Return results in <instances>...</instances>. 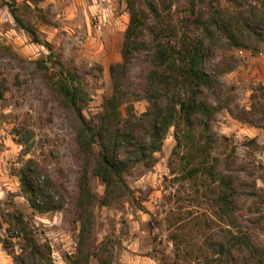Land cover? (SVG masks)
Returning a JSON list of instances; mask_svg holds the SVG:
<instances>
[{
    "label": "rangeland",
    "instance_id": "obj_1",
    "mask_svg": "<svg viewBox=\"0 0 264 264\" xmlns=\"http://www.w3.org/2000/svg\"><path fill=\"white\" fill-rule=\"evenodd\" d=\"M89 2L0 0V264H17L14 255L19 252L20 240L8 224L16 212L22 214L36 241L49 247L52 264H68V256L75 250L78 222L74 198L80 162L74 153V119L59 106L50 86L62 67L73 74L82 89L84 116L89 118L100 111L103 98L112 92L109 66L121 61L128 23L125 0H101L105 20L97 30L96 15L102 13L91 12ZM220 2L232 13L239 9L240 0ZM241 2V10H246L248 5L261 7L262 1ZM185 8L184 0L172 6L178 25ZM13 16L33 26L51 49L31 42ZM260 33L251 38L247 48L225 44L216 48L208 67L219 71L220 98L228 105L212 121V131L218 138L215 153L222 157L233 147L236 166L243 169L241 180L264 191V32ZM37 59H44L45 69L38 68ZM147 63L148 52L139 51L127 65L123 88L129 100L122 104V114L128 106L135 114L147 107L140 90ZM173 146L170 128L149 168L137 164L124 173L130 194L119 203L100 205L103 185L97 178L91 179L96 196L93 241L112 244V264L182 263L168 238V222L198 210L189 201L193 195L190 184L173 178L175 174L170 172ZM29 160L38 169L34 182L42 185L48 180L46 195L55 201L60 195L63 198L59 210L38 213L21 195L17 174ZM243 189L250 191L249 187ZM235 214L253 240L264 246V197L241 194ZM180 225L181 229L175 231L183 235L182 249L195 251L203 239L201 226L188 219ZM131 242H137L136 251L128 247ZM134 255L140 260L130 261ZM187 259L184 264H195ZM90 264H97L96 259L90 258Z\"/></svg>",
    "mask_w": 264,
    "mask_h": 264
},
{
    "label": "trees",
    "instance_id": "obj_2",
    "mask_svg": "<svg viewBox=\"0 0 264 264\" xmlns=\"http://www.w3.org/2000/svg\"><path fill=\"white\" fill-rule=\"evenodd\" d=\"M176 1L179 0H125L128 23L121 61L109 66L112 92L103 98L101 110L89 118L83 114L86 99L73 74L62 67L55 73L50 90L59 106L74 119V153L80 162L74 198L78 230L68 264H90V258H95L97 264L113 263L112 244L93 241L96 196L90 181L97 178L103 185L100 205L119 203L130 194L124 173L137 164L149 168L170 128L174 140L168 163L170 172L175 174L173 178L190 184L193 195L189 201L198 210L168 222V238L177 260L182 259V263L175 264H184L187 257L195 264H264V246L253 240L235 214L241 194L264 197V191L241 180L243 169L236 166L233 147L222 157L215 153L218 138L212 131V121L228 105L220 98L219 71L208 67L216 48L224 44L247 48L252 37L264 32V0L261 7L248 5L246 10H241L240 0L235 13L221 6L220 0H184L185 14L179 25L172 11ZM13 17L31 42L51 49L33 26ZM139 51L148 52L140 89L147 107L135 114L128 106L122 114L121 106L129 100L123 88L125 72ZM36 63L38 68H46L44 59H37ZM221 139L227 142L226 137ZM37 170L32 160L19 169L21 195L38 213L59 210L63 198L60 195L55 201L46 195L49 181L35 183ZM245 187L250 191H245ZM185 219L201 226L203 239L195 251L182 249L183 235L175 231L181 229ZM8 224L20 240L19 252L14 255L17 264H52L49 247L36 241L20 212L11 214Z\"/></svg>",
    "mask_w": 264,
    "mask_h": 264
},
{
    "label": "crops",
    "instance_id": "obj_3",
    "mask_svg": "<svg viewBox=\"0 0 264 264\" xmlns=\"http://www.w3.org/2000/svg\"><path fill=\"white\" fill-rule=\"evenodd\" d=\"M90 3V2H89ZM90 6H89V8H91V12H95V11H98V12H101L102 14L104 13V12H106L105 10H103L102 8H103V4L101 3V0H91V3L89 4ZM123 16V15H122ZM111 18V17H110ZM109 18V19H110ZM114 19H116V21L118 20L117 18H114ZM108 22H109V20H108ZM136 243L137 242H131L129 245H128V247L129 248H131L133 251H136ZM132 246V247H131ZM140 260V257L139 256H137V255H134L132 258H130V261H133V262H137V261H139Z\"/></svg>",
    "mask_w": 264,
    "mask_h": 264
},
{
    "label": "built area",
    "instance_id": "obj_4",
    "mask_svg": "<svg viewBox=\"0 0 264 264\" xmlns=\"http://www.w3.org/2000/svg\"><path fill=\"white\" fill-rule=\"evenodd\" d=\"M114 10H112V12H113ZM97 17H96V29L97 30H100V28H101V25H102V22L105 20V17H104V14H98V15H96Z\"/></svg>",
    "mask_w": 264,
    "mask_h": 264
}]
</instances>
